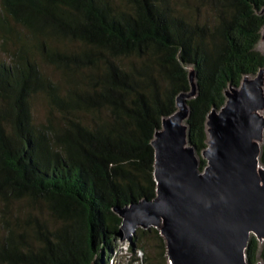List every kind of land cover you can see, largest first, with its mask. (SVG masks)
<instances>
[{
  "label": "trees",
  "instance_id": "16d2710c",
  "mask_svg": "<svg viewBox=\"0 0 264 264\" xmlns=\"http://www.w3.org/2000/svg\"><path fill=\"white\" fill-rule=\"evenodd\" d=\"M263 6L0 0V264L108 260L123 225L115 207L156 194L151 140L178 93L190 89L189 67L197 94L186 122L200 153L207 115L224 104V90L264 66L256 48ZM259 160L264 166V139ZM205 163L200 157V168ZM18 201L32 210L21 216L12 208ZM134 241L144 259L155 245L156 257L167 259L158 228L138 227ZM245 253L248 264H264V243L253 234Z\"/></svg>",
  "mask_w": 264,
  "mask_h": 264
},
{
  "label": "water",
  "instance_id": "95a60500",
  "mask_svg": "<svg viewBox=\"0 0 264 264\" xmlns=\"http://www.w3.org/2000/svg\"><path fill=\"white\" fill-rule=\"evenodd\" d=\"M188 75L190 89L178 93L175 111L162 117L151 140L155 196L115 211L129 232L158 228L169 264H248L251 234L264 240V66L224 90V104L207 115L200 154L186 122L188 100L197 94L193 66Z\"/></svg>",
  "mask_w": 264,
  "mask_h": 264
},
{
  "label": "rangeland",
  "instance_id": "374dc122",
  "mask_svg": "<svg viewBox=\"0 0 264 264\" xmlns=\"http://www.w3.org/2000/svg\"><path fill=\"white\" fill-rule=\"evenodd\" d=\"M256 48L264 53V38H260L258 40L256 44ZM43 67L47 72L53 74V70L51 67L49 66H43ZM44 111H45V105L43 103V100L37 98L36 103L34 105L35 116L38 119H42L44 116ZM261 147H262V143H261ZM17 207H19V214L21 216L26 215L28 210H32L31 207H27L24 204V201L15 202L12 206V208H17ZM36 210L38 209H35L33 212L37 213ZM42 216L43 218L48 219L51 223V220L49 219L45 211L43 212ZM2 223L3 222L0 219V234L3 232ZM134 239H135V232H129L124 225H121L119 231L115 236V241H113V245L111 247V256L108 260H104L103 264H169L167 259L164 260L161 257L158 258L156 257L157 252H155V249H157V251L160 250L158 247H156V245L149 248V254L151 256V259L150 260L144 259L143 252L136 250V242L134 241ZM259 243H264V240L259 241ZM134 249L136 250V252L134 251ZM101 253L104 252L101 251Z\"/></svg>",
  "mask_w": 264,
  "mask_h": 264
}]
</instances>
